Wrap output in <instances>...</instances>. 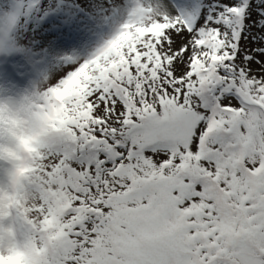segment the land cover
I'll return each mask as SVG.
<instances>
[{
  "label": "snow or ice",
  "instance_id": "1",
  "mask_svg": "<svg viewBox=\"0 0 264 264\" xmlns=\"http://www.w3.org/2000/svg\"><path fill=\"white\" fill-rule=\"evenodd\" d=\"M184 6H137L49 89L73 146L26 195L59 264H264V0Z\"/></svg>",
  "mask_w": 264,
  "mask_h": 264
},
{
  "label": "clouds",
  "instance_id": "2",
  "mask_svg": "<svg viewBox=\"0 0 264 264\" xmlns=\"http://www.w3.org/2000/svg\"><path fill=\"white\" fill-rule=\"evenodd\" d=\"M12 9L0 10V49L18 25ZM159 15V13H157ZM45 84L0 94V261L2 264H59L61 241L54 226L37 214L38 202L26 193L36 151H64L71 137L48 119L56 103Z\"/></svg>",
  "mask_w": 264,
  "mask_h": 264
},
{
  "label": "rangeland",
  "instance_id": "3",
  "mask_svg": "<svg viewBox=\"0 0 264 264\" xmlns=\"http://www.w3.org/2000/svg\"><path fill=\"white\" fill-rule=\"evenodd\" d=\"M36 1L20 0L16 6L18 25L0 49V94L56 84L69 65L88 60L111 39L137 6L160 15L185 11L184 0ZM13 5L14 0H0V10ZM180 40L176 37L177 45Z\"/></svg>",
  "mask_w": 264,
  "mask_h": 264
}]
</instances>
